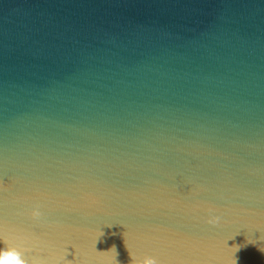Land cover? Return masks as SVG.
Returning <instances> with one entry per match:
<instances>
[{"label":"water","instance_id":"1","mask_svg":"<svg viewBox=\"0 0 264 264\" xmlns=\"http://www.w3.org/2000/svg\"><path fill=\"white\" fill-rule=\"evenodd\" d=\"M264 0H0L5 264H264Z\"/></svg>","mask_w":264,"mask_h":264},{"label":"clouds","instance_id":"2","mask_svg":"<svg viewBox=\"0 0 264 264\" xmlns=\"http://www.w3.org/2000/svg\"><path fill=\"white\" fill-rule=\"evenodd\" d=\"M262 251H264V249H262ZM5 262H6V255L0 254V264H5ZM13 264H19V262L14 261Z\"/></svg>","mask_w":264,"mask_h":264}]
</instances>
